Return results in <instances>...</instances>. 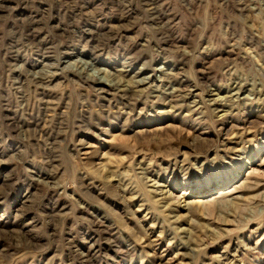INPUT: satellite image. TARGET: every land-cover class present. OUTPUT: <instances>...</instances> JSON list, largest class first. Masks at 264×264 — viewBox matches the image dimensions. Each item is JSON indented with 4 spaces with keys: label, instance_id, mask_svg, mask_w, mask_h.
<instances>
[{
    "label": "rangeland",
    "instance_id": "rangeland-1",
    "mask_svg": "<svg viewBox=\"0 0 264 264\" xmlns=\"http://www.w3.org/2000/svg\"><path fill=\"white\" fill-rule=\"evenodd\" d=\"M0 264H264V0H0Z\"/></svg>",
    "mask_w": 264,
    "mask_h": 264
},
{
    "label": "bare ground",
    "instance_id": "bare-ground-1",
    "mask_svg": "<svg viewBox=\"0 0 264 264\" xmlns=\"http://www.w3.org/2000/svg\"><path fill=\"white\" fill-rule=\"evenodd\" d=\"M145 81H146V80H145ZM145 81H144V82H145ZM101 82H102V81H101ZM182 202H184V201H182ZM187 204H188V203H187Z\"/></svg>",
    "mask_w": 264,
    "mask_h": 264
}]
</instances>
